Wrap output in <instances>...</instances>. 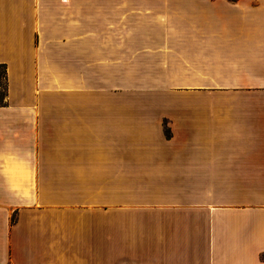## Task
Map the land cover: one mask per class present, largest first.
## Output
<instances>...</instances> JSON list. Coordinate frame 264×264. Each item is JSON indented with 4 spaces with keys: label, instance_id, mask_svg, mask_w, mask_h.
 <instances>
[{
    "label": "crops",
    "instance_id": "crops-1",
    "mask_svg": "<svg viewBox=\"0 0 264 264\" xmlns=\"http://www.w3.org/2000/svg\"><path fill=\"white\" fill-rule=\"evenodd\" d=\"M0 264H264V0H0Z\"/></svg>",
    "mask_w": 264,
    "mask_h": 264
},
{
    "label": "trees",
    "instance_id": "trees-1",
    "mask_svg": "<svg viewBox=\"0 0 264 264\" xmlns=\"http://www.w3.org/2000/svg\"><path fill=\"white\" fill-rule=\"evenodd\" d=\"M0 69L4 71L5 75V88H2V85L0 83V106H2L6 99V74H5V65H0ZM3 90V91H2Z\"/></svg>",
    "mask_w": 264,
    "mask_h": 264
},
{
    "label": "rangeland",
    "instance_id": "rangeland-1",
    "mask_svg": "<svg viewBox=\"0 0 264 264\" xmlns=\"http://www.w3.org/2000/svg\"><path fill=\"white\" fill-rule=\"evenodd\" d=\"M0 83L2 85V88L4 89L5 88V75L2 69H0Z\"/></svg>",
    "mask_w": 264,
    "mask_h": 264
}]
</instances>
